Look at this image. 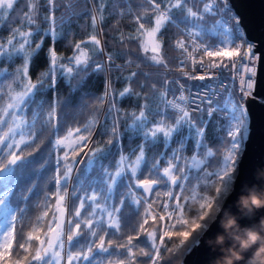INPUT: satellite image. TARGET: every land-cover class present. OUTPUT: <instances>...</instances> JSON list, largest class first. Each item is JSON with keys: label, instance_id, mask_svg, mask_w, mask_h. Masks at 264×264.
<instances>
[{"label": "snow or ice", "instance_id": "6c2138e0", "mask_svg": "<svg viewBox=\"0 0 264 264\" xmlns=\"http://www.w3.org/2000/svg\"><path fill=\"white\" fill-rule=\"evenodd\" d=\"M85 16L90 18L92 32L85 40L69 41L72 55L59 54L57 41L74 35L72 26H79ZM112 16L117 18L113 27L125 17L136 25L127 35L120 30L115 39L121 44L136 41L143 59L164 71L157 74L154 82L153 74L143 72L137 65L138 70L116 78L126 82L122 91L117 92L112 81L106 80L103 93L97 96L85 91L91 77L112 70L123 73L134 63L121 54L125 64H116L113 55L105 53L99 37ZM260 26L264 29V15ZM4 30L9 35L0 36V264H137L138 256L158 264L165 237H180L175 248L165 249L174 252L186 245L193 232L207 227L196 220L189 224L183 219L181 195L173 191L178 188L183 193L185 183L192 180L198 183L184 200L187 203L199 198V221L210 217V213L239 211L236 202L241 192L255 185L240 179L237 169L242 163L243 146L257 130L246 102L257 88L258 69L257 94L264 95V39L259 46L248 39L231 0H0V31ZM173 30L179 38L169 40V46L180 53L175 69L170 68L165 57L164 40L166 33ZM45 39L51 41L44 57L47 67L33 80L30 68L44 51ZM89 46L95 55L105 57L103 62L89 54ZM17 60L22 63L17 64ZM3 65H11V70ZM197 65L205 70H227L231 66L234 83L225 84L222 77L218 79L210 71L203 75L186 71L191 66L194 72ZM173 70L180 74L179 78L168 79ZM139 76L144 80L139 81ZM184 78L211 82L202 86V92L200 86L192 92L180 83ZM58 80L70 90L69 95L49 99L48 94L57 90ZM133 82L142 91L134 89ZM86 97H92V103H85ZM132 98L137 101L136 108L119 107L121 101ZM259 103L264 106V99ZM70 107L91 109V115L82 126L68 128L60 137L58 133L67 122ZM48 131L54 137L50 141L53 148L65 149L62 156L56 157L55 200L53 203L51 195L45 197L42 211L24 233L23 221L36 187L26 186L29 169L36 163L28 149L36 151ZM95 134L109 137L108 147L84 152ZM125 139L129 146L134 140L142 142L125 154ZM225 139L227 147L220 153L219 165L209 170L210 161L220 151L210 145L223 144ZM174 142L178 147L172 148ZM158 144L165 149L159 158L153 153ZM189 149L191 156L184 155ZM81 152L87 162L82 172L77 170L73 182V167L79 163L75 157ZM117 153L119 159L114 167L106 166L104 160ZM160 160L167 166L161 168ZM145 174L155 178H138ZM200 182L214 185L215 194L200 197L196 191ZM70 184L73 199L69 213ZM160 187L168 189L163 195L173 202L176 223L191 230L170 232L165 226L157 243V221H164L165 214L168 219L174 215V211H168L167 202L159 205L163 213L153 208L160 197L154 188ZM126 207H132L139 216L132 226L135 235H127L123 242L111 238L106 241L110 234L120 233L122 220L127 227ZM261 217L264 208L255 214L256 220ZM18 224L21 242L16 241ZM141 234L150 242L151 251L137 248L134 243ZM208 247L211 251L212 246ZM190 249L191 245L186 250ZM114 255L124 258L114 261ZM219 255H209L202 264H214Z\"/></svg>", "mask_w": 264, "mask_h": 264}, {"label": "trees", "instance_id": "16d2710c", "mask_svg": "<svg viewBox=\"0 0 264 264\" xmlns=\"http://www.w3.org/2000/svg\"><path fill=\"white\" fill-rule=\"evenodd\" d=\"M83 6V5H82ZM91 7V5H89ZM135 7V5H134ZM45 14H47L45 12ZM60 13H57V16H59ZM116 17L112 16L109 17L105 24L103 25L104 31L103 34L100 35V39L102 43L105 46V53L113 55V58L115 60L116 64L123 65L125 64V59L121 58V54H125L129 56L134 63L130 66V68L121 73L116 70H112L107 73H102L98 75H94L88 80L87 87L85 91H91L92 93H95L97 96L103 93L105 89V81L111 80L112 81V88H114L117 92L122 91L123 88L126 86V82L123 80H117V77H120L121 75H128L130 71L138 70L137 65H139V69L143 72L152 73L154 76V82H157L159 73L163 72V68H157L148 63L145 59H143L144 54L142 53L138 43L136 41H126L125 44H121L115 37L119 34V31L122 30L126 35L129 33H132L135 29L136 25L134 23H130L131 18L125 17L122 20H120L119 25L117 27H113V25L116 22ZM90 18L85 16L79 20V26L74 24L73 32L74 35L68 37V39L61 41H57L56 43V49L59 54H62L64 56H70L72 55V48L69 46V41L72 43L78 42L80 40H85L88 35L92 32V29L90 27ZM15 26V25H14ZM46 27V26H45ZM9 35V32L7 30L0 31V36L7 37ZM177 36L174 34L173 31H169L164 36L165 40V57L169 62L170 68H174L177 64V58L180 56L179 53L172 47L169 46V40H175ZM51 46V41L45 39V48L44 51L40 53V58L35 62L34 68H30V75H32L33 80L36 78V73L39 71H43L47 67V61L44 59L45 52L47 51V48ZM89 54L93 56L97 62H103L105 57L102 55H95L93 52V49L91 46L88 47ZM17 64L22 63V61L17 60ZM8 67L11 70V65H3ZM176 75H180L177 71L173 70L168 75V79H174ZM187 80L186 78H184ZM139 81H143L144 77L139 76ZM133 88L137 91H142V89L139 88L138 83L133 82ZM159 86V83H158ZM69 89L65 86L63 81L58 80L57 82V90L55 93H49L48 98L51 99L53 96H58L61 99H65L69 95ZM93 98L92 97H86L85 103H92ZM119 107H121L124 110H132L133 108L137 107V101L135 98L132 99H126L124 101H121L119 104ZM68 115L66 117V124L61 129V131L58 133L60 137H63L66 134V131L68 128L76 127V126H82L83 123L86 122L87 118L91 115V109L88 108H74L70 107L68 110ZM75 114V119H73V115ZM97 129V133H98ZM121 131H123V123L121 124ZM221 136L224 134L221 133ZM54 139L51 131L45 132L42 141L38 142L37 144V150L32 151V149H28V151L32 152V158H35L36 163H34L31 168L29 169V177L27 180L26 186H31L33 184L36 185L35 189L33 190V194L30 197V203H29V211L27 213V217L24 219V227L23 232L26 233L29 231L28 224L31 222H34L35 217L40 214L42 211V205L45 202L46 196H52V202L54 203V193L56 191V188L54 186V176H55V170H56V157L62 156L64 148L60 149H54L52 143L50 141ZM109 137L95 134L92 137V142L89 143L88 147L84 149V152H87L89 149L93 147H103L107 148V140ZM141 140H134L131 142V146H129V141L125 139L123 141L124 143V153L129 154L131 151V148L136 147L137 144L141 143ZM215 149H219L220 151L217 153V156L214 161H210L209 164V170H212L213 168L217 167L220 162V153L223 152V149L227 147V140L225 139V142L223 144L217 143L215 145H210ZM178 145L174 142L172 144V148H176ZM114 151V149H113ZM84 152H81L80 155L76 156L75 159L79 161V163L75 164L73 167V182L75 181V176L77 170L83 171L85 164L87 162V157L84 156ZM165 152V149L162 144H158L154 149L153 153L157 154V158H159L158 154ZM192 152L189 149L187 152L184 153V155L191 156ZM167 155H171V152L169 151ZM83 157V159H82ZM69 159H72V155L70 152ZM119 159V153L115 154L114 156L108 157L104 160V163L106 166H113L115 164V161ZM161 168L166 167L164 160H160ZM41 165H44V167H41ZM62 170V165H61ZM139 179H153L155 177L150 176L148 174H145L143 176H139ZM198 181L192 180L190 182L185 183V191L183 193L180 192L178 188L173 189L174 194L181 195V204L184 207L183 211V219H186L189 221V224H191L194 220L201 223L202 225L207 224L211 218L214 216V214L210 213V217L205 218L204 221H199L197 219L201 209L199 207V198L197 200H189L187 203H185L184 197H189L192 195V188L193 185H196ZM168 189L164 187H160L159 189L154 188L155 191L160 192L159 199L156 200V202L153 204V208L155 211L163 213L164 210L159 207L160 204L167 202L169 203L170 207L168 211H174V209L171 207L172 201L167 200L166 197H164L163 193L166 192ZM69 191V198L67 201V204L69 206V213L71 212V204H72V187L71 184L68 188ZM200 197L203 196H213L215 194V186L214 185H206L202 182L199 183L198 188L196 189ZM140 195L141 193H137ZM150 199H155V197H150ZM127 216L129 217L127 222V227L124 226V222L122 220V227L120 230V233L116 235H111L109 237H106L107 239L111 238L117 242H123V238H126L127 235L132 234L135 235L134 232H132V226L136 224L137 220H139V216L136 215L135 210L132 207H126L124 210ZM140 213L142 214L144 211V208L141 207L139 209ZM68 218V217H67ZM177 215L175 214L172 219H168L167 215L165 214V220L160 222L157 221L155 225V230L157 232V243H159V237L162 234L164 227L166 226L170 232H178V231H185V230H191L186 225L183 224H177L176 223ZM175 225V227H173ZM67 227V225H66ZM150 227H151V221H150ZM201 229H197L196 232H193L192 236L189 238V240L186 242V245L183 247H180L174 252H168L165 249L166 248H175L176 245L179 244L180 237H177L175 235L172 236L171 239L165 237L164 245L160 246V260L158 261V264H180L182 261V258L184 254L186 253V249H188V246L191 245L196 238L198 237V234L201 233ZM16 241L21 242V226L18 224L16 228ZM86 242L85 241H82ZM137 248H143L146 251H151L150 248V242L146 241V237L144 234H141L136 241ZM124 257L119 255H114L111 257L114 261L117 259H123ZM137 264H150V261H148L145 257H139L137 258Z\"/></svg>", "mask_w": 264, "mask_h": 264}, {"label": "water", "instance_id": "95a60500", "mask_svg": "<svg viewBox=\"0 0 264 264\" xmlns=\"http://www.w3.org/2000/svg\"><path fill=\"white\" fill-rule=\"evenodd\" d=\"M231 3L239 14V20L243 24L247 36L259 46L260 41L264 39V29L260 26L262 15H264V0H231ZM260 72L261 70L258 69L257 88L253 92V98H249L246 102L250 114H253V128L257 130L250 134L248 142L243 146L242 163L240 168L237 169L241 173L240 179L250 180L255 185L246 186L245 190L241 192L236 202L239 209L238 212L226 209L223 213L215 214L211 218L206 224L207 227L203 228L196 238L199 243L197 244L195 240L191 244V249L186 251L180 264H202V261L209 255L220 253L218 256L220 257L224 255V249L231 247L233 244L239 247L233 235L226 231L223 226L222 222L226 213H230L237 219L238 227L234 228L232 232L251 228L264 230L262 228L264 226V217L256 220L255 214L257 210L253 213H248L242 211L239 205L241 196L247 195L251 190L255 189L256 191L264 192V187H261V184H264V106L259 103L260 100L264 99V95L257 94L260 92ZM221 234L224 236V242L223 244H217L216 238ZM208 246H212L211 251ZM253 250L245 253V260L252 255ZM238 264H245V261H240Z\"/></svg>", "mask_w": 264, "mask_h": 264}, {"label": "clouds", "instance_id": "9594fccd", "mask_svg": "<svg viewBox=\"0 0 264 264\" xmlns=\"http://www.w3.org/2000/svg\"><path fill=\"white\" fill-rule=\"evenodd\" d=\"M239 205L242 211L248 213L264 208V192L251 190L247 195L241 196ZM222 223L225 230L233 235L239 247L233 244L231 247L224 249V255L218 257L214 264H238L240 261H245V264H264V230L251 228L232 232L234 228L238 227V224L236 217L230 213H226ZM223 242V234L218 235L216 243L223 244ZM249 250H253L252 255L245 260V253Z\"/></svg>", "mask_w": 264, "mask_h": 264}, {"label": "built area", "instance_id": "2783aa9c", "mask_svg": "<svg viewBox=\"0 0 264 264\" xmlns=\"http://www.w3.org/2000/svg\"><path fill=\"white\" fill-rule=\"evenodd\" d=\"M237 13V12H236ZM238 17H239V14L237 13ZM241 23V21H240ZM242 24V23H241ZM243 26V24H242ZM243 29L245 31V28L243 26ZM246 33V31H245ZM247 35V34H246ZM248 37V36H247ZM179 37H176L175 39H177ZM249 40H252L248 37ZM253 41V40H252ZM179 53V52H178ZM180 55V53H179ZM177 65V64H176ZM176 66H174L173 69H175ZM186 71H189V72H192L194 75H203L205 74V71H210L215 77H217L218 79L219 78H223L224 79V83L225 84H233L234 81H233V77H234V72L231 70V66H229V69L227 70H224V69H220V68H217V69H201V67L199 65L196 66L194 72H193V69L191 68V66H189ZM179 78L178 75H176L174 77V79H177ZM211 81H208V80H205V81H199V80H185V79H180V83H183L185 84V87L186 88H191V91L192 92H197L198 91V87L197 86H200L199 87V90L202 92L204 89H203V85L204 84H207V83H210ZM215 86V85H214ZM235 87H239L238 83L235 84ZM187 94V93H186ZM177 95H179V92H177Z\"/></svg>", "mask_w": 264, "mask_h": 264}, {"label": "rangeland", "instance_id": "374dc122", "mask_svg": "<svg viewBox=\"0 0 264 264\" xmlns=\"http://www.w3.org/2000/svg\"><path fill=\"white\" fill-rule=\"evenodd\" d=\"M66 219H67V216H66Z\"/></svg>", "mask_w": 264, "mask_h": 264}]
</instances>
